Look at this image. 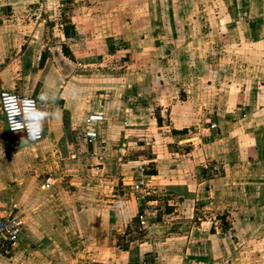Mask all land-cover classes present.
<instances>
[{
  "label": "crops",
  "instance_id": "1",
  "mask_svg": "<svg viewBox=\"0 0 264 264\" xmlns=\"http://www.w3.org/2000/svg\"><path fill=\"white\" fill-rule=\"evenodd\" d=\"M1 91L59 111L34 144L0 111V264H264V0H0Z\"/></svg>",
  "mask_w": 264,
  "mask_h": 264
},
{
  "label": "built area",
  "instance_id": "2",
  "mask_svg": "<svg viewBox=\"0 0 264 264\" xmlns=\"http://www.w3.org/2000/svg\"><path fill=\"white\" fill-rule=\"evenodd\" d=\"M7 93L9 95H15L20 100L26 98L32 101H36L35 99L14 93L9 91H1L0 94ZM37 102V101H36ZM36 106L39 108L38 103H36ZM0 111L3 114L4 121L7 124L8 132L10 134L16 135L19 134L22 137H27V132L24 130L20 131H13L9 125L8 119H7V113L3 112V106L0 105ZM17 121L21 120V116H16L14 118ZM103 117L100 115H92L87 119V124H95V123H101L103 122ZM45 137L44 128L41 132L40 138L29 141L27 143L34 144L42 141ZM85 138L88 140L90 144L96 142L99 139V135L95 130H89L85 133ZM147 167L141 168V179L136 181L132 186L131 190L134 193L133 200L137 203H144L145 206L141 208L140 213V223L141 226L145 229H149L150 225L152 223V220L158 219L160 217L167 216V206L165 204H162V202L159 201H149L148 199L152 197L156 193V189H154V186L150 182V177L147 175ZM54 185L53 178L49 177L45 181V187L48 189H51ZM24 234V221L23 218L19 215H14L12 213L3 212V216L0 218V252L4 251L6 247L15 245L19 242V240L22 238ZM136 264H154L150 263L147 259H143L142 261H139Z\"/></svg>",
  "mask_w": 264,
  "mask_h": 264
},
{
  "label": "clouds",
  "instance_id": "3",
  "mask_svg": "<svg viewBox=\"0 0 264 264\" xmlns=\"http://www.w3.org/2000/svg\"><path fill=\"white\" fill-rule=\"evenodd\" d=\"M55 99V96L52 97ZM38 100L42 103L47 102L49 97L46 94H41ZM36 101L29 99L20 100L15 95L7 93L0 94V105L3 106V112L7 113L9 125L13 131L24 130L27 132V137H21L22 141H34L41 136L43 123L45 119L53 117L58 113L59 109H54L48 112L36 106ZM21 116V120L17 121L14 118Z\"/></svg>",
  "mask_w": 264,
  "mask_h": 264
},
{
  "label": "rangeland",
  "instance_id": "4",
  "mask_svg": "<svg viewBox=\"0 0 264 264\" xmlns=\"http://www.w3.org/2000/svg\"><path fill=\"white\" fill-rule=\"evenodd\" d=\"M106 69H107V67H106ZM2 116H3V115H2ZM141 232H143V233H146V230H143V229H142V231H141Z\"/></svg>",
  "mask_w": 264,
  "mask_h": 264
},
{
  "label": "water",
  "instance_id": "5",
  "mask_svg": "<svg viewBox=\"0 0 264 264\" xmlns=\"http://www.w3.org/2000/svg\"><path fill=\"white\" fill-rule=\"evenodd\" d=\"M5 129L8 131V127H7V124L5 123Z\"/></svg>",
  "mask_w": 264,
  "mask_h": 264
}]
</instances>
